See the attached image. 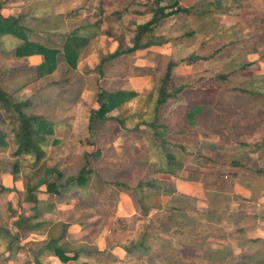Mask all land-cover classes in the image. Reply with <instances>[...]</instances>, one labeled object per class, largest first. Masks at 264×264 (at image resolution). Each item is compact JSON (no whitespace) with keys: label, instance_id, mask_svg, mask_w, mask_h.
Listing matches in <instances>:
<instances>
[{"label":"rangeland","instance_id":"374dc122","mask_svg":"<svg viewBox=\"0 0 264 264\" xmlns=\"http://www.w3.org/2000/svg\"><path fill=\"white\" fill-rule=\"evenodd\" d=\"M172 1L159 0V3L165 5ZM0 2L3 3L2 13L6 15L28 13L26 20L31 24L36 22L31 20V15L41 17L48 14L50 20L48 24L57 22L52 26L54 28H49L48 32L41 34L40 41L50 47L61 48L64 34L71 29L67 22H71L74 28L88 20L100 21L98 35L84 46L75 70L67 73L63 52H59L56 57L57 68L51 73L52 77L48 74L37 81L27 82L31 76L21 71L15 78H11L12 84L27 80L26 86L20 91L21 97L36 93L38 96L44 94L50 98L49 103L35 108L36 111L59 121L53 135L59 142L55 146L47 147L45 162L48 165L56 163L66 175L74 174L84 163L83 153L100 147L102 148L100 163L109 168L120 167L119 170L101 171L103 178L136 180L142 177L143 180L161 181V187L147 189L150 195L148 202L158 205L149 210V215L162 210L163 217L169 225L177 222L188 231L176 235L166 233L153 238L151 256L148 258L127 256L119 245L114 244L117 241L126 243L134 237L141 222L137 221L135 226H129L123 234L119 230H114L117 224L110 228L108 223L113 224L116 216L124 217L123 212L116 213V204L112 216L96 217L95 222L86 228L79 230L71 228V235L68 237L74 246L94 244L98 249H106L114 256L109 254V256L98 254L95 258L80 256L63 262L55 255H48L45 259L42 257V264H264V238L262 241L255 238L258 237L255 232L256 226H259V221L264 223V205L253 201L251 205L245 206L231 187V174L238 177L239 171L231 168V165L221 166V162L234 158L245 160L246 153L258 165H264V149L259 148L258 152L248 149L246 152L231 147V139L256 141L263 136L264 121L261 127L260 125L256 127L255 123L251 127L248 119L234 117L231 109L238 110L256 105L264 116V96L257 103H253L248 95L232 92L230 88L235 82L246 81L247 86L258 85L264 91V0H178L181 6L189 7L191 13L168 16L154 31L155 34L163 35L170 40L164 46H152L136 52L134 56L136 60L127 68L128 73H120L125 66L121 61H115L107 64L109 71L101 77L90 69H93L100 56L107 52L105 46L110 42L114 43L112 41L116 42L115 47L111 45L110 52L116 50L119 44L122 49L129 47L134 30L138 24L150 18L156 0H0ZM124 7L126 11L119 17L114 15V11ZM39 26L40 24L36 27ZM105 30L113 35L109 37L114 40L106 38L108 35L104 33ZM13 41V38L6 37L3 42L11 55ZM225 42L231 44L209 60L190 63L184 59L192 51L207 53ZM1 53L0 68L6 66V55ZM169 59L175 61L173 71L179 80L199 75H204L208 79L216 73L231 71L237 74L232 81L231 77L226 80L216 79V88L187 92L184 99L172 104L173 116L168 120L172 121L176 129L183 124L186 103L192 107L195 114L201 107V112L196 117L199 132L195 137L191 136L198 141L187 144L193 155L186 158L179 149H175V152L185 159L184 168L178 170L177 176L163 172L169 165L164 155L161 152L157 154L150 145L151 129L140 124L141 119L148 120L153 114L156 81L162 75ZM128 61H131V58ZM246 63L248 67L245 70H251L248 78L244 77L240 69ZM261 65L263 70H260ZM115 69H118V72ZM71 72L68 83L53 84L60 81L58 76H68ZM117 74H125L133 78L134 82L130 86L121 85L124 80L122 78L121 82L117 80ZM96 79L109 89L137 91L136 96L127 99L123 105L111 112L120 113L121 117L126 118L124 122L126 128L115 122H107L106 130L96 126L97 130L94 132L87 130L89 109L97 105L94 98L97 89ZM48 82L52 85H46ZM81 86L90 88L81 89ZM75 97H81L80 101L77 103L72 101ZM0 114L5 115L1 110ZM247 117L250 119V116ZM8 121L6 120L7 124ZM254 131L259 133L254 136ZM203 132L206 136L202 135ZM11 148L0 151V229L2 228L1 232H5V229L12 231L17 239H12V243L7 245L6 235L0 238V264H36L32 257L28 259L29 252L35 250L46 239L45 228L30 232L16 228L14 223L19 217L34 215L25 188L27 182L34 184L38 180L43 168L41 164L34 167L31 157L20 156V171L15 181L10 172L11 162L16 158L12 155ZM198 153L209 155L215 160H208L203 155H197ZM121 161L127 166L118 165ZM102 164L99 166H103ZM102 169L104 168L101 167ZM177 179L198 181L201 188L197 195L190 197V194L185 193L187 189L181 187L182 183ZM215 182L219 183L218 186ZM2 186L7 187V190H1ZM220 186L223 188L220 189ZM114 189L116 188L112 187V190ZM262 191L264 192V189ZM35 194L43 210L38 219H57V213L52 212V207L60 203L58 197L44 192V185H41ZM233 200L235 204L231 205ZM175 204H187L188 208L172 209L171 206ZM214 206L217 208L212 209ZM218 208L223 210L218 211ZM211 210L217 211V215ZM247 210L254 218L250 216L239 223L234 221L239 212L245 213ZM241 215L238 216L240 220ZM154 221L158 223V220ZM242 224H246L243 225L246 229L238 232ZM35 238V242H32L31 240ZM160 249L161 253L158 254Z\"/></svg>","mask_w":264,"mask_h":264},{"label":"trees","instance_id":"16d2710c","mask_svg":"<svg viewBox=\"0 0 264 264\" xmlns=\"http://www.w3.org/2000/svg\"><path fill=\"white\" fill-rule=\"evenodd\" d=\"M155 4L156 6L150 18L138 24L134 30L131 45L122 49L119 44V47L113 52L107 51L105 54H102L98 63L90 70L97 72L100 77L104 76V64L112 60L121 61L122 65L125 66V69L120 73H128L127 68L136 60V57H134L136 52L148 49L152 46H164L170 40L168 37L154 33L163 19L174 14L191 13V9L181 6L178 0H173L171 3L165 5H160L159 0H156ZM2 7L3 3L0 2V52L6 55V66L0 68V110L5 113V115L2 116L0 114V151L12 147V155L16 158L11 162L10 172L15 181L20 171V156L26 155L31 157L34 167L41 164L43 168L38 180L34 184L27 182L25 188L27 200L33 206L34 215L19 217L14 223L16 228L25 229L30 232L45 228L46 239L43 240L41 242L42 244L35 250L31 251V257L34 262L36 264H42V257L45 259L48 255H55L63 262L77 259L80 256L95 258L98 254L107 256L112 255V253H108L106 249H98L94 244L74 246L68 240V237L71 235L68 231L70 225L77 224L82 229L93 224L96 217L109 218L113 215L118 197L113 193L112 187L128 194L135 212L130 219L116 216L113 224L110 222L108 226L111 228L113 225L115 226L117 224L114 230H119L120 233L123 234L129 226H135L137 221L141 222L136 229L134 237L130 238L126 243L117 241L116 244H114L119 245L127 256L136 255L141 258H148L151 256V243L153 238L160 237L162 236L161 234L166 233L175 235L188 233V231L177 222L170 223L169 225L168 221L166 222L163 217L164 212L162 210L149 215V210L152 207H158V205H152L153 203L148 202L150 195L147 193V189L161 187V181L158 182L155 179L143 180L142 177L136 180L103 178L101 171L119 170L120 167L109 168L107 165L104 166L100 163V158L102 156V148L100 147L94 148L93 151H85L83 153L84 163L74 174L66 175L64 170L58 167L56 163L48 165L45 162L47 147L55 146L59 142L56 137H53L59 121L58 119L47 116L43 112L35 110L37 106L43 104L38 94L35 93V95L21 97L20 91L26 86L27 82L37 81L53 73L57 68L56 57L59 52H63L65 64L68 69L67 73H69L70 70H75L84 46L98 35L100 21L88 20L84 24H79L66 32L61 48H57L50 47L40 41L42 37L41 34L48 32L49 28H54L52 26H55L57 23H53L52 25L50 23L48 24V21L50 22L48 14L41 17L31 15V20L34 22L36 21L35 24H31L26 20V17L29 15L28 13L20 12L18 14L6 15L1 12ZM125 11L126 7L121 8L118 11H114V15L119 17ZM39 24L40 26L37 28L36 26ZM104 33L108 36H113L108 30H105ZM6 37L14 39L12 55L3 45L4 38ZM230 44V42H225L220 47H214L207 53L192 51L184 59L190 63L209 60ZM30 56H40L41 60L37 63H30L28 61V57ZM130 58L131 61H128ZM174 65L175 61L171 59L167 61L162 75L156 81V97L152 107L153 114L148 120L141 119L140 124H144L151 129L152 140L150 142L149 139L150 145L157 154L161 152L164 155L165 161L169 165L168 168L163 169V172L172 176H177L178 170L184 168L185 159L179 156L175 152V149H179L186 158L187 156L190 157L193 155L192 151L187 148V144H194L198 141V139L194 140L193 137L199 132L198 120L196 117L199 116L201 107H199L196 111L197 114H195L191 109L192 107L187 106L188 103H186V109L182 120L183 124L179 129H176L173 127L172 121L168 120L173 116L172 104L178 100L184 99V95L187 92L206 91L216 88V79L226 80L231 77L232 81L237 74L231 71V73H216L215 75L209 76L208 79L205 78L204 75H199L198 77L189 78L187 80H179L173 71ZM247 67L248 63L240 67L245 78L251 75L250 69L245 70ZM21 71L31 77H29L28 81H19V83H13V85L11 83V78H15L18 75L17 73ZM115 71L118 72V69H115ZM71 75L72 72L68 76L64 75V77H60V81L53 84H66L70 81ZM95 84L97 89L94 98L97 105L89 109L87 130L89 132H94L97 130L96 127H102L101 130H103V128L106 130L105 124L107 122H115L120 127L124 128L126 118L124 116L121 117L120 113L113 114L111 112L123 105L127 99L136 96L138 94L137 91L121 88L109 89L102 86L99 79H96ZM230 88L232 92L248 95L253 103H257V101L264 96L262 88L258 85L249 87L246 85V81H244V83L235 82ZM252 106L253 105L250 106L251 108L247 106L241 109L239 108L238 110L237 108L231 109V114L236 118L248 119L251 123V127H253L254 123L256 127H259L258 125L261 127V123L264 121V116L261 114L262 111L256 107V105ZM247 116H250V119ZM6 120H9L8 124ZM187 120H189V122H187ZM130 131H132V129ZM258 133L259 132L254 131L253 135L255 136ZM189 134L191 135L189 136ZM192 135L193 137H191ZM202 135L206 136V133L203 132ZM260 139L256 141L231 139V147L243 151L250 149L258 152L259 148L262 150L264 149V134ZM259 141L261 143H258ZM87 142L90 143V141ZM247 154L248 153L245 155V160L234 158L231 159V161L221 162V166L226 164L231 165L233 169H237L240 173L238 174L239 181H241L243 185L258 192L260 187H264V181L260 180V178H264V165H258L249 158ZM197 155H203L208 160H215L213 157L204 153H198ZM121 162L118 165L121 167L127 166L124 161ZM99 164L103 166H99ZM101 167L104 169L101 170ZM242 176H244V178H242ZM244 180L246 182H243ZM215 184L217 185L219 183L215 182ZM41 185H44V192L57 196L60 203H73L75 208L80 209V212H78L73 222L54 218L38 219L43 210L39 206V200L35 191H37ZM221 188H223V186H220V189ZM1 190H7V187L2 186ZM171 208L175 210L187 209L188 205L175 204L171 206ZM215 208H217V206H214L212 209ZM217 210L222 211L223 209L218 208ZM211 211L215 212V215H217V211ZM249 216L251 215L242 213V219H236V222L239 223ZM252 218H254V215ZM154 219L158 220V223H156ZM1 230L2 228L0 229V238L6 235L5 243L7 245L12 243V239H17L12 231L5 229V232H1ZM242 230H244V227L240 225L238 232H242ZM64 239H66V241H63ZM161 250L162 249L157 253L160 254Z\"/></svg>","mask_w":264,"mask_h":264},{"label":"crops","instance_id":"0c3cea01","mask_svg":"<svg viewBox=\"0 0 264 264\" xmlns=\"http://www.w3.org/2000/svg\"><path fill=\"white\" fill-rule=\"evenodd\" d=\"M5 14V13H4ZM67 25L69 28H73V25L71 24V22H67ZM70 29V30H71ZM106 38H109L110 40H114L112 39L111 37L109 36H106ZM114 43H109L106 47V50L107 51H112V46L113 45L115 47L116 45V42L115 41H112ZM115 44V45H114ZM113 47V48H114ZM63 54V53H62ZM63 56V59H64V55ZM41 60L40 56H30L28 57V61L30 63H37ZM62 61V60H61ZM115 61H109V62H106L105 63V68H104V73H108L109 71V68H108V65L107 64H110V63H114ZM260 70H263V67L261 65L260 67ZM51 77H52V74H51ZM59 79L61 76H58ZM116 78L117 80L120 81V78H122V80H124V82H122L121 85H125L127 84V86H130V84H132V82H134L133 78L131 77H127V75L125 74H117L116 75ZM119 78V79H118ZM121 82V81H120ZM45 84V83H44ZM47 84H51V83H46ZM45 85V86H46ZM52 85V84H51ZM82 87V86H81ZM86 87L87 89L90 88V86H84ZM84 87H82L81 89H83ZM45 96V97H43ZM43 96L41 95L40 96V99H42V102L43 104H46V103H49L50 102V98L47 96V95H44ZM80 98L81 97H75L72 101H75V103H77L78 101H80ZM52 102V101H51ZM200 142V141H199ZM202 142V141H201ZM178 181H181L182 185H180L181 187H185L187 189V191H185L186 194H190L189 196H194V195H197L196 193L199 191V188H201L200 184L198 181H193V180H184V179H177ZM261 181H264V178H260ZM243 182H246L245 180ZM180 183V184H181ZM231 187H233V192L235 194H237V197H239L242 201V203H245L244 205L247 206V205H251L253 203V201L255 202H259V203H262L264 205V192L262 191L264 189V187H260L258 189V192L255 191V190H252L251 188L243 185V183H241V181H239V178L236 177L235 175H232L231 174ZM113 193L115 195H117L118 197V202H117V210H116V213L117 212H123L124 215L122 216H127V217H131L134 212H135V209H134V206L132 204V201H131V198L128 196L127 193L123 192V191H120L118 189H114L112 190ZM235 202L233 200L232 204L231 205H234ZM241 205V204H240ZM57 209V210H56ZM52 211L57 213L56 215V218L58 220H64V221H67V222H73L78 214V212H80V209L79 208H75L73 203L71 204H67V203H58L55 207H52ZM242 213V212H241ZM241 213L239 212V215H241ZM118 214V213H117ZM244 214H248V215H251V217L253 216L252 213L250 214V212L247 210L245 211ZM120 216V215H119ZM238 216H236L237 218H235L234 221H236V219L238 220ZM242 216V215H241ZM52 217V216H51ZM250 216L248 218H244V219H249ZM243 219V220H244ZM242 220V221H243ZM259 226L257 227L256 226V229H255V232L257 233L256 236L258 237H255V238H260L261 241L263 240L262 238H264V223L262 221H259ZM261 224V225H260ZM243 225H246V224H242ZM71 228H78L81 229V227L77 224H72L69 226V232ZM73 229V231L75 230ZM246 229V226H244V230ZM28 236V235H27ZM46 236V235H45ZM33 238V237H32ZM43 238V237H42ZM36 238L35 239H32L31 241L35 242ZM29 258L31 257V251L29 252ZM53 260V259H52ZM59 261V260H58ZM60 262V261H59Z\"/></svg>","mask_w":264,"mask_h":264}]
</instances>
